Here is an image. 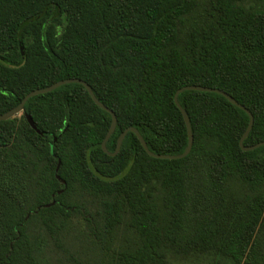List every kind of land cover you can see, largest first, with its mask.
I'll return each instance as SVG.
<instances>
[{
  "label": "trees",
  "instance_id": "trees-1",
  "mask_svg": "<svg viewBox=\"0 0 264 264\" xmlns=\"http://www.w3.org/2000/svg\"><path fill=\"white\" fill-rule=\"evenodd\" d=\"M21 46L22 54L19 51ZM77 78L154 154L174 92L264 141V0H0V114ZM178 159L71 82L0 120V264H264V144L182 90ZM28 114L39 131L27 123ZM57 167V169H56Z\"/></svg>",
  "mask_w": 264,
  "mask_h": 264
},
{
  "label": "water",
  "instance_id": "water-1",
  "mask_svg": "<svg viewBox=\"0 0 264 264\" xmlns=\"http://www.w3.org/2000/svg\"><path fill=\"white\" fill-rule=\"evenodd\" d=\"M19 51L20 53L22 54V50H21V46L19 45ZM71 82H76V83H80L84 89L86 90V92L88 93L90 99L93 101V103L95 105H97L99 108L105 110L106 112L109 113L110 115V122H109V125H108V128L104 134V137L102 138L101 142H100V148L101 150L106 153L107 155H110V156H113L114 154H116L119 150V147H120V144H121V141L125 135V133L127 131H130L132 132L136 138L138 139L140 145L142 146L143 150L146 152L147 155L151 156V157H154V158H159V159H178V158H182L184 157L190 147H191V143H192V134H191V130H190V125H189V120H188V117L185 113V111L180 107V105L178 104L177 102V95L179 92H181L182 90H197V91H210V92H215V93H218L220 95H222L223 97H225L230 103H232L233 105L237 106L238 108L242 109L247 115H248V121H247V125L242 133V135L240 136L239 140H238V145L239 147L242 149V150H250V149H253L259 145H262L264 144V141H261V142H258L256 144H253V145H249V146H246V145H243L242 144V141L243 139L246 137L249 129L251 128V125H252V116L250 114V112L245 108L243 107L242 105H240L239 103H237L232 97H230L228 94H226L225 92L219 90V89H216V88H209V87H204V86H199V85H186V86H182L180 88H178L174 94H173V101H174V104L176 105V107L178 108L181 116H182V119H183V122H184V126H185V131H186V145H185V148L183 149V151L179 154H176V155H167V154H154L152 152H150L146 146H145V143L144 141L142 140L141 136L139 135V133L137 132V130L133 127H126L123 131H121L117 138H116V141H115V146H114V149L112 152H109L107 151V149L105 148V141L106 139L108 138V136L110 135V133L113 131L114 129V126H115V115L114 113L109 110L106 106H104L101 102H99L95 96L93 95L89 85L80 80V79H77V78H67V79H62V80H58V81H55L53 82L52 84L46 86V87H43V88H36V89H33L29 92H27L21 99L20 101L18 102V104L10 109H8L7 111L3 112L0 114V120H5V119H8L10 117H12L13 115L19 113V112H23V104L24 102L26 101L27 98L33 96V95H36V94H41V93H45V92H48L52 89H54L55 87L59 86V85H62V84H66V83H71ZM24 117L27 121V123L29 124V126L34 129L36 132H39L30 116L26 113H24ZM57 169V167H56Z\"/></svg>",
  "mask_w": 264,
  "mask_h": 264
}]
</instances>
